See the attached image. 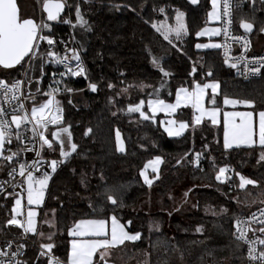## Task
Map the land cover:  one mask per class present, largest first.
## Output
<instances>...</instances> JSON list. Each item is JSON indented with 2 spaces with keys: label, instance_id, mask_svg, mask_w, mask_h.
<instances>
[{
  "label": "trees",
  "instance_id": "obj_1",
  "mask_svg": "<svg viewBox=\"0 0 264 264\" xmlns=\"http://www.w3.org/2000/svg\"><path fill=\"white\" fill-rule=\"evenodd\" d=\"M64 1L65 13L57 21L49 22L46 35L58 38V51L62 55L71 56L66 49H77L82 44L79 55L84 72L59 85L51 82L52 73L61 68L47 57L46 53L52 50L43 41L28 79L36 90L50 92L59 88L63 91L58 100L65 108L64 127L69 129L77 149L58 164L50 178L39 214L40 232L45 237L40 239L32 235L33 240L52 243V252L67 261L71 240L68 230L76 221L109 219L115 215L131 232L141 233L137 241L118 247L124 260L149 255L150 264L244 262V245L233 235L234 220L264 206V161L260 160L264 147L225 149L224 125L208 119L194 125L190 106L172 115L159 114L156 124H147L136 116H125L122 109L141 98H148L162 85L164 75L160 67L169 73V93L162 97L168 101L174 100L180 87H191L194 81L215 80L220 84L217 105H221L225 97L254 99V109L258 111L264 110V77L244 81L225 65L219 48H196L203 42L196 33L208 24L210 0H199L197 6H192L188 0ZM77 4L90 26L88 30L76 24ZM177 10L185 13L187 34L179 40L172 39L170 44L153 24L166 18L173 22ZM241 19L253 23L251 37L254 41L264 27V5L245 7L238 13V22ZM40 54H44L43 60ZM154 58L159 67L153 63ZM27 60L9 69L8 73H0V78L7 82L21 78ZM90 83L97 84L95 92L89 88ZM109 83L112 88L107 86ZM65 88H71L72 92L83 91L84 104H78ZM38 99L42 103L46 97L40 95ZM168 115L188 124L182 135L169 136L161 126L160 120ZM117 132L122 135L124 151L118 150ZM44 152L59 161L62 159L58 141H54L52 149L46 146ZM197 153L201 154L198 164L193 163ZM157 156L163 163L158 179L149 186L140 172ZM221 167L227 170V175L217 180ZM237 173L257 181V185L241 189ZM182 188H188V197L195 203L190 212L175 214L174 210L169 213L148 210L144 201L151 194H156L166 207H170V193ZM107 194H112L118 204L112 205L106 199ZM8 218L9 208H0L2 232H5ZM52 218L54 227L45 223ZM197 227L202 231L197 232ZM37 254V248L29 245L22 260L28 264H47L45 256H40L35 263ZM173 256L176 262L169 261Z\"/></svg>",
  "mask_w": 264,
  "mask_h": 264
},
{
  "label": "snow or ice",
  "instance_id": "obj_2",
  "mask_svg": "<svg viewBox=\"0 0 264 264\" xmlns=\"http://www.w3.org/2000/svg\"><path fill=\"white\" fill-rule=\"evenodd\" d=\"M193 3L196 0H192ZM214 11L209 13L210 17L219 20L220 15L215 10V5L217 0H212ZM65 7V3L62 0H44L43 9L47 13V21H57L60 17V13ZM223 15L225 17H230V8L228 0H224L223 5ZM76 24L84 27L86 30L90 27L88 22L83 18L80 10V6L76 5ZM161 12L164 11L163 8L160 9ZM184 13L179 10L176 11V24L174 27H166L162 35L164 39L170 44L172 40L170 39V34L174 33L175 38L179 40L182 34L186 31L185 24L183 22ZM65 23H71V21H65ZM230 19L226 21V26L223 29L225 36L228 35L227 24H230ZM153 27L157 31H161L156 24ZM240 27L245 30V32H251L254 25L251 22L240 20ZM50 24L41 20L40 22L35 21L32 18H23L20 14L17 0H0V66L5 69L14 68L17 65H21L25 58L32 61L39 51V41H46L51 48L54 44L53 39L50 36L43 35L45 29H49ZM260 31L264 32V28ZM220 29H202L197 32V36L203 35H219ZM239 39V38H238ZM227 47L226 45L220 44H197L196 48H220ZM245 47H247V41H245ZM66 52L71 53V56L64 55L60 57L56 52L48 51L46 53L50 61L53 63L63 64L66 72L61 73V77L65 74L70 76H78L84 72L83 65L81 63V58L76 49H66ZM44 54H40L41 60H43ZM75 61V69L69 64V60ZM229 59H235L236 63H231L230 67L237 69L239 71L238 65L243 62V75L247 78L248 76H257L261 74V69H264V57L256 58L252 57L251 60L246 58L244 55L235 58H229L226 52V58L224 63L229 64ZM153 63L159 67L158 61L154 58ZM251 65V66H250ZM31 63H29L28 69L25 70L24 75L31 70ZM43 67L41 65V72ZM160 71L163 72L164 76H168L169 73L164 71L160 67ZM196 68L193 67V72ZM208 75H211L209 71ZM38 82V81H37ZM24 81L17 79L13 80L9 84L5 79L0 78V165L7 164L10 170L7 172L8 177L14 178L17 174L23 178L22 183L26 185L27 192V204L28 205H40L44 199L45 190L47 189L48 182L50 179V174L44 172L42 175H34V172L39 170L40 160H33L30 163L27 161H22L20 159L24 152L35 151L36 156H41V149L47 146L48 149L53 148L54 141H58L60 145V161L52 160L49 163V167L52 172L56 171L59 163L66 161L73 152L76 151L77 145L71 141V133L66 127L57 128L56 131L51 132V136L54 138L50 140L46 135L49 124L56 125L60 119L59 113L61 109L56 107L55 114L49 115L53 111V105H58V101L54 100V93L60 91L59 88H54L52 91L46 93L48 100L41 104L39 107L33 106L29 112L25 109L23 102L20 97L22 96L21 88ZM28 83L31 84L32 80L29 79ZM55 84L59 85L60 80H55ZM112 88L113 85L109 83L107 85ZM163 86V85H161ZM216 83H204L200 84L198 82L193 83L192 92H188L187 89L181 88L176 92V103L167 104L163 100H149L148 107L153 113L157 111H168L174 112L177 107L183 103H191L192 106L197 109L201 116H194L193 123L199 124L201 117L206 113L212 122L215 124L217 122L218 108L213 107L212 109H205L202 105L203 98L206 94V89L211 88L213 94L216 92ZM89 88L95 92L97 90L96 83H90ZM65 91L71 93L73 90L71 88H65ZM183 93V95H182ZM26 99H34L31 95L25 97ZM12 102H16V107H11ZM71 103V101H69ZM143 101L136 105H130L128 108L129 112H139L140 116L149 119V117L142 111ZM215 103V100H212ZM9 105L11 111V117L8 118L9 110L4 107V105ZM224 104L226 105H236L243 104L249 107H255L256 101L254 99H230L228 97L224 98ZM17 112L21 114H16ZM259 123H258V143L261 147H264V110L259 111ZM235 117L240 118V122H235ZM163 123V122H161ZM175 123L174 121H168L169 125ZM30 125V127H29ZM187 127L185 122H180V127L178 129L173 127H166L165 131L169 136H180L182 132ZM91 131V130H89ZM30 133V135H28ZM62 133H68V145L69 150L65 151V142L62 139ZM253 127V112H232L224 114V142L223 146L225 149L232 148L233 145H254L256 140H254L255 135ZM88 135V132L85 133ZM13 139H15L21 146L15 151L11 147L6 148L7 145H11ZM27 139L29 143H39V149L29 148L27 144H24V140ZM118 150L123 151V147L119 143V132H117ZM7 152V155H5ZM187 155V154H185ZM201 154L197 153V159L193 163H199V156ZM183 159V158H182ZM260 160L264 161V152L260 155ZM161 162V157H155L154 161L149 162L153 171H156L157 165ZM177 163H180L178 160ZM149 165H145L147 168ZM3 168L0 167V171ZM226 169L221 167L217 173L216 179L220 180L221 176L225 173ZM140 175L144 178V182L151 185L152 180L145 174L142 170ZM237 175L240 177L239 187L241 189L245 188L246 185H257V181L248 179L239 173ZM8 181L0 182V192H4V184ZM83 183V180H82ZM15 188L16 185L14 184ZM191 191V189H189ZM14 206L11 209L12 216L6 221L7 225H15L23 229L24 234L36 233L37 226L35 217L37 212L29 207L27 211V216L24 219H18L17 217L21 215V199L17 198L14 194ZM185 196L188 193H184ZM106 199L111 202L112 205H117L118 201L112 194H107ZM226 212L227 209H222ZM54 212V210H53ZM110 225L107 219H80L75 222L74 226L68 230V234L73 237L70 241L71 247L67 254L66 264H109L110 257L112 256V250L117 246L124 245L126 241H137L141 237V233H129L125 230V225L121 224L115 215L110 217ZM260 223L262 226L258 229L250 228L252 223ZM50 226L54 227L50 221H45ZM130 223V222H129ZM235 236L237 241H241L247 244V256L249 261H257L258 264H264V250H260L257 254L256 245L264 246V238L256 237L255 239L248 238V232L251 230L253 234L259 231L264 235V209L260 210V219L257 220V214L253 213L249 218L242 219L236 217L234 220ZM197 232L202 231V228L197 227ZM40 236L44 234L39 233ZM48 239H51L49 235ZM25 245L21 244L16 247L15 251H11L12 242L9 241L4 250H0V264H28L27 261L17 259L18 256L23 254V249ZM54 245L52 243L41 244L40 252L37 260L40 256H47V264H65V262L60 261L58 258L50 255ZM98 254V260L94 261V256Z\"/></svg>",
  "mask_w": 264,
  "mask_h": 264
},
{
  "label": "built area",
  "instance_id": "obj_3",
  "mask_svg": "<svg viewBox=\"0 0 264 264\" xmlns=\"http://www.w3.org/2000/svg\"><path fill=\"white\" fill-rule=\"evenodd\" d=\"M62 1H64V0H62ZM228 2H229V8H230V17H225L223 15L224 0H220V20H219L220 34L218 35V42L220 45H226L227 46V47L222 46L219 48V50L221 52V56L223 58V61H225L226 52H227V56L229 58H235V57H239L241 55H244L249 60H251L252 57H256V58L264 57V51H259V50H256L254 48L255 42L253 41L251 34L244 32L243 29L240 27V22H238V20H237L238 13L241 12L242 9H244L245 7L254 8L255 6L257 7L259 4L264 5V0H228ZM43 4H44V0H38L39 14H38V17L36 18V21L40 22L41 20H43L47 23L53 22V21H47V16H46V13L43 9ZM229 19H230L231 23L227 24L229 31H228V35L225 36L223 29L226 26V21ZM245 21H247V20H245ZM248 22H250V21H248ZM47 30L48 29H45L42 34L46 35ZM50 37L53 39L54 44L50 48L49 45L47 44V42L45 41L48 48L51 49L53 52H56L60 57H63L64 55H62L58 51V47H59L58 38L54 35H52ZM245 41H247V47H245ZM41 42H43V41H39V45L41 44ZM33 60L32 61L27 60L25 70L28 69L29 63H31V66H32ZM81 63H82L83 68H84V63H83L82 59H81ZM231 63H236V60L235 59H229V64H228L229 68L234 70L236 75L244 81H250V80H253L255 78H263L264 77V69H261V74H258L257 76H254V77L248 76L246 78L245 75L241 74V73H243V62H241L238 65L239 71L237 69L231 68L230 67ZM69 64L73 67L74 70H76L74 60L70 59ZM57 65H59V67L61 69L58 72L56 71V72L52 73L51 82L54 83L55 80H60L62 83L64 80H66L68 78L76 77V76H70L68 74H65L63 77H61L60 74L65 73L66 69H65L63 64L57 63ZM25 70H24L21 78H17V79L24 81L22 88H21L22 96L20 97V99L23 102L25 109L30 114V110L34 105L39 107L41 104L44 103V102L39 103L38 98L40 95L46 97L45 101L48 100V96L46 95V93H48V92L35 90L32 87V85L28 83L29 71L27 72V75H24ZM17 79H15V80H17ZM12 82H13V80L8 82V83L11 84ZM62 92L63 91L60 90V91L55 92L53 94L55 101L59 102L58 97L60 94H62ZM71 93H73V92H71ZM30 95L32 97H34V99H26L25 98V97H28ZM0 96H2V93H0ZM4 107L9 110L8 118L10 119L12 113L9 109V105L5 104ZM11 107H13V108L16 107V102H12ZM56 107H59L61 109V112L59 113L60 119L56 125L49 124V126H48V130L46 132V135L48 136V138L50 140H52V138H50V136H49V135H51V132L57 130V128H62L65 125V119H66L65 108L60 102L58 103V105H56V104L53 105V111L49 115L55 114ZM16 114H21V113L17 112ZM29 127H30V125H29ZM28 135H30V133ZM23 143L27 144L29 148H33V149H39V147H40L38 142L34 143V144L29 143V141L27 139H25ZM20 146L21 145L15 139H13L11 145L6 144V148L11 147L13 151H15ZM45 147L40 150L41 151L40 157L36 156L35 151H31V152H24L21 155L20 159L22 161H27L29 163L33 160H40L39 170L34 172V175L39 176V175H42L44 172H48L50 174V178H51V176L53 175V172H52L51 168L49 167V163L55 159L53 157H51L50 155L45 154V152H44ZM5 155H7V152H5ZM57 161H59V160H57ZM9 170H10L9 166L5 165L3 170L0 172V182L8 181V183L4 184L5 191L0 192V208H2V209L9 208V218L8 219H10L12 216L11 209L14 206L15 201H14L13 195H9V194H14L17 198L21 199V209H20L21 215L18 216L17 218L18 219H24V218H26L27 211L30 207V205L27 204L26 185H24L22 183L23 178L20 177L18 174L14 178L8 177L7 172ZM14 184L16 185L15 188L13 187ZM261 209H264V206L258 207V208L254 209V210H252L246 214H243L240 216V218L247 219L253 213H256L257 214V220H259ZM261 226L262 225L257 222V223H252L250 228L258 229ZM4 228H5V232H2L0 230V250H4L7 246V243L9 241H11L12 242L11 251H15L16 247L18 245H21V244L25 245V247L23 249V254L18 256L17 259H20V260L23 259L29 245L35 246V248H37V250H38L37 257L39 256L40 245L43 243H37L35 240H33L32 235L30 233L24 234L23 229L18 227V226L7 225L5 223ZM256 237L264 238V235H262L259 231H256L253 234V232L251 230H249L248 238L249 239H255ZM238 242H240L244 245V251H245V261L240 263V264H258L257 261H249L248 256H247V249H248L247 244H244L241 241H238ZM256 247H257V254L260 250H264V246L256 245ZM50 255L58 258L60 261L65 262V264H66V261L61 259L60 257L56 256L52 252V250H51ZM45 257L48 259L47 256H45ZM36 262H37V258H36L35 263ZM207 264H230V263L221 262V261H211V262H208Z\"/></svg>",
  "mask_w": 264,
  "mask_h": 264
},
{
  "label": "rangeland",
  "instance_id": "obj_4",
  "mask_svg": "<svg viewBox=\"0 0 264 264\" xmlns=\"http://www.w3.org/2000/svg\"><path fill=\"white\" fill-rule=\"evenodd\" d=\"M18 1H19V4H20L21 15H22L23 18H30V17L37 18L38 17V14H39L38 0H18ZM210 4H211L210 12H213L214 11V6H213V3H212V0H210ZM218 7L220 8V0H217V3L215 5V10L216 11H217ZM180 12H182V11H180ZM182 13H184V12H182ZM175 18H176V15L174 17V21L173 22H170L167 18L165 20H163V21L157 22L156 23L157 27L161 29V31H159V32L162 34V32H164L166 27H174L175 24H176V19ZM183 22L185 24L186 31L182 34L181 38L185 34H187L185 13H184V16H183ZM216 28H217L216 21H214L212 19V17L209 16V23L206 25V29H216ZM200 37H202V36H200ZM206 37L209 38L208 42H211V43H215L216 42L215 35H209V36H206ZM170 39L171 40L172 39H176L174 33L170 34ZM254 42H255V49L256 50H259V51L260 50H264V32L259 31L257 36H255V38H254ZM80 45L82 46V44H80ZM81 46H79L76 49L78 51V53H80L79 50H80ZM8 71H9V69H5V68L0 66V73H8ZM206 82L207 83H216L217 84V82L215 80H208ZM200 84H202V83H200ZM33 88H34V86H33ZM218 88H219V86L217 85L215 94L212 93V89L211 88L206 90V94H205L206 103L202 102V105H203V107L205 109H212L213 107L219 109V112L217 113V122L215 124H221L222 123L224 125V114L225 113L253 112V127H254V131L256 133L253 138H254V140H256L255 144L259 145V143H258V139H259V137H258V123H259L258 113H259V111L255 110L253 107H249V106H246V105H243V104L226 105V104H224V99H223L221 105H217V98L216 97L218 95L217 93H219L218 92ZM35 90H36V88H35ZM192 90H193V84H192V86L190 88L191 92H192ZM163 91H164V89H163ZM72 98L75 101H77L78 104L79 103L84 104V102H85L84 101L83 91H75V92H73L72 93ZM228 98H230V97H228ZM156 99H160V98H156ZM209 99H210V101L208 102ZM213 99L215 100L214 104L212 103ZM230 99H236V98H230ZM191 108L193 110L194 116H201V113L197 109H195L192 105H191ZM171 119H173V118L171 117ZM207 119L209 120L210 117L205 113L201 117L200 121H202V120L204 121V120H207ZM210 121H212V120L210 119ZM235 122L239 123L240 122V118L239 117H235ZM194 125H198V124H194ZM62 139L65 142V151H68L69 150L68 133H62ZM71 141H72V138H71ZM120 142H122V141L119 140V143ZM226 175H227V170L221 176V178H225ZM49 182H50V179H49ZM49 182H48V185H49ZM47 188H48V186H47ZM187 189L188 188H182L179 191L170 193L169 200H170L171 205H172L170 207H166L163 204L161 198L158 197L154 193L151 196H149L148 199H146L144 202H146L148 204V206H147L148 210L149 209L150 210H154V211L161 210V211H165V212H168V213L171 212L172 210H174L175 214H180V213H184L185 214V213L190 212V210L195 206L194 201L191 200V198H189L188 195L187 196L184 195V193H186V192L189 193L187 191ZM46 195H47V189L45 190L44 199H43V201H42V203L40 205H38V206L37 205H30V207L37 212V216L35 217L36 226H37V232L36 233H30V234L33 235V236L36 235L40 239L45 237V235H43V236L39 235V233H41L40 232L39 214H40L41 208L44 205V202H45V199H46ZM249 200L251 201V200H253V198L251 199L249 197ZM46 221H50L51 223H53L54 219L53 218L52 219H47ZM113 254H114V256H113ZM169 261L176 262L175 256H173L172 259L169 260ZM110 263H115V264H150V257H149V255H144V256H141L140 258H137L135 260H129V261L128 260H124L122 254L119 251V248L117 247V248L112 250V256L110 257Z\"/></svg>",
  "mask_w": 264,
  "mask_h": 264
},
{
  "label": "crops",
  "instance_id": "obj_5",
  "mask_svg": "<svg viewBox=\"0 0 264 264\" xmlns=\"http://www.w3.org/2000/svg\"><path fill=\"white\" fill-rule=\"evenodd\" d=\"M217 12L219 13V15H220V8L218 7V9H217ZM209 13H210V11H209ZM212 19L214 20V21H216V25H217V28L216 29H219V21L217 20V19H214L213 17H212ZM220 20V19H219ZM208 23H209V14H208ZM203 29H206V26L203 28ZM206 36H209V35H203L202 37H200V36H198V37H200V38H202L203 39V42L201 43V44H219V42H218V35H215V40H216V42L215 43H211V42H208V37H206ZM203 49H209V48H203ZM212 49H218V48H212ZM217 82V85L219 86V88H218V92H220V84H219V82L218 81H216ZM167 83H168V78H167V76H164V80H163V83H162V85L163 86H159L158 88H156V89H154L153 90V92L151 93V95L148 97V99H147V111L150 113V114H152V115H155V116H158L159 114H161V113H165V114H169V115H172V114H175L180 108H182V107H184V106H190L191 107V103H181L180 105H179V107H177L176 109H175V111L174 112H168V111H157V112H155V113H153L152 112V110L148 107V101L149 100H157L156 98H160L159 100H163L165 103H167V104H175L176 103V94H175V98H174V100H171V101H168V100H166V99H164V98H162L164 95H167L168 93H169V91L167 90ZM199 83V82H198ZM204 83H207V82H202V84H204ZM181 88H184V89H187L188 90V92H191L190 91V88H189V86H186V87H180L179 89H181ZM163 89H164V91H163ZM179 89H177V90H179ZM206 90H208V89H206ZM177 92V91H176ZM213 93V92H212ZM217 94H219V93H217ZM216 94V95H217ZM182 95H183V93H182ZM210 101V99L208 100V102ZM203 103L205 102L206 103V101H205V97L203 98V101H202ZM167 112V113H166ZM169 115L167 116V117H162V119L160 120V124H161V126L164 128V130H165V128L166 127H173V128H176V129H178L179 127H180V122H184V121H177V120H175L174 118L173 119H171V117H169ZM174 121L175 123H173L172 125H169L168 124V121ZM210 120V119H209ZM161 122H163V123H161ZM201 122H203V120L202 121H200V123ZM212 122V121H211ZM186 123V122H185ZM213 123V122H212ZM187 124V123H186ZM187 128H188V124H187V127L185 128V130L182 132V134L187 130ZM181 134V135H182ZM177 137V136H176ZM116 139H117V134H116ZM119 140H121L122 142H120V144H121V146L123 147V151H124V149H125V144H124V141H123V138H122V135L119 133ZM117 145H118V141H117ZM254 145H257V144H254ZM254 145H251V146H254ZM240 146H249V145H240ZM240 146H236V145H233V147H240ZM232 147V148H233ZM230 149V148H229ZM120 151V150H119ZM154 159H155V157L152 159V160H150V161H148L145 165H149L147 168L144 166L143 167V171L145 172V174L149 177V179L150 180H152V183H151V185L158 179V177H159V171H160V168H161V166H162V163H163V159L161 158V162L157 165V168H156V171L154 172L153 171V169H152V167H151V165H150V163L149 162H152V161H154ZM141 170V171H142ZM141 173V172H140ZM142 179L144 180V178L142 177ZM148 185V184H147ZM150 186V185H149ZM152 195V194H151ZM150 195V196H151ZM108 221H109V225H110V223H111V221H110V218L109 219H107ZM119 220V219H118ZM119 222L121 223V224H123L124 225V223H122L120 220H119ZM125 230L126 231H128L129 233H133V232H131L129 229H128V227L125 225ZM72 238L73 237H71V240H72ZM70 240V241H71ZM126 242H134V241H126ZM70 247H71V244H70ZM117 247H119V246H117ZM116 247V248H117ZM113 256H114V254H113ZM96 260H98V254L96 255V256H94V261H96ZM115 264V263H114Z\"/></svg>",
  "mask_w": 264,
  "mask_h": 264
},
{
  "label": "water",
  "instance_id": "obj_6",
  "mask_svg": "<svg viewBox=\"0 0 264 264\" xmlns=\"http://www.w3.org/2000/svg\"><path fill=\"white\" fill-rule=\"evenodd\" d=\"M62 2H64V1H62ZM188 2L192 5V6H197L198 4H199V0H196V2L195 3H193L192 2V0H188ZM65 3V2H64ZM17 4H18V8H19V11H20V14H21V8H20V4H19V1L17 0ZM66 8H67V6H66V3H65V7H64V9L62 10V12L60 13V17L65 13V11H66ZM46 13V12H45ZM46 16H47V13H46ZM59 17V18H60ZM58 18V19H59ZM32 19H34V18H32ZM35 21H36V19H34ZM243 29V28H242ZM243 31L245 32V30L243 29ZM254 32V27H253V29H252V31L251 32H246V33H248V34H252ZM26 59V58H25ZM226 65V64H225ZM228 68H229V65L227 64L226 65ZM2 67V66H1ZM16 67V66H15ZM147 99L148 98H141V99H139L138 100V102H136V103H133V104H128L124 109H122V113L125 115V116H136L140 121H142V122H146L147 124H156V123H158V116H155V115H152V114H150L148 111H147ZM141 101H143L144 103H143V105H142V111H144L145 112V114L149 117V119H145V118H143V117H141L140 116V113L139 112H129L128 111V108H129V106L130 105H136V104H139ZM90 133V131H88V134ZM127 225L128 226H130V223L128 222L127 223ZM109 264H114V263H110L109 262Z\"/></svg>",
  "mask_w": 264,
  "mask_h": 264
},
{
  "label": "flooded vegetation",
  "instance_id": "obj_7",
  "mask_svg": "<svg viewBox=\"0 0 264 264\" xmlns=\"http://www.w3.org/2000/svg\"><path fill=\"white\" fill-rule=\"evenodd\" d=\"M22 16V15H21ZM30 18H32V17H30Z\"/></svg>",
  "mask_w": 264,
  "mask_h": 264
}]
</instances>
